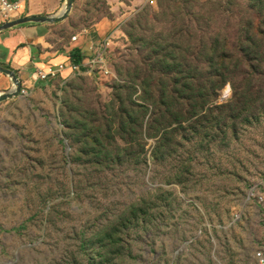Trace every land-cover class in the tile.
Listing matches in <instances>:
<instances>
[{
    "label": "rangeland",
    "instance_id": "rangeland-1",
    "mask_svg": "<svg viewBox=\"0 0 264 264\" xmlns=\"http://www.w3.org/2000/svg\"><path fill=\"white\" fill-rule=\"evenodd\" d=\"M107 2V64L0 102V264H258L264 0Z\"/></svg>",
    "mask_w": 264,
    "mask_h": 264
},
{
    "label": "crops",
    "instance_id": "crops-1",
    "mask_svg": "<svg viewBox=\"0 0 264 264\" xmlns=\"http://www.w3.org/2000/svg\"><path fill=\"white\" fill-rule=\"evenodd\" d=\"M9 1L17 3L18 11L7 20L0 16V25L17 17L56 15L62 11L64 3V0ZM82 3L83 0H73L68 17L59 23L29 24L0 32V67L13 71L22 89L30 90L41 82L37 80V72L54 70L59 65L63 70L57 78L74 73L70 70L71 65H76L79 72L87 70V63L92 58L100 57L101 63L107 64L104 59L112 56L117 41L122 42L123 11L107 2L113 19L88 21L81 9ZM74 50L81 57L80 63H74L71 58ZM6 82L1 75L0 86L6 89Z\"/></svg>",
    "mask_w": 264,
    "mask_h": 264
},
{
    "label": "built area",
    "instance_id": "built-area-1",
    "mask_svg": "<svg viewBox=\"0 0 264 264\" xmlns=\"http://www.w3.org/2000/svg\"><path fill=\"white\" fill-rule=\"evenodd\" d=\"M18 11V5L16 2H11L9 0H0V16L4 19H9L11 15ZM74 40V38H73ZM102 59L100 57L92 58L88 63V68H92L95 65H102ZM79 68L76 65H71L70 70L74 73H79ZM63 70V66L59 65L54 70H49L47 72L39 71L37 72V80L39 81H52L57 78V75ZM20 95H26V90L21 88ZM247 200L250 202H255L259 207L261 215L264 220V180L261 183L256 184L251 187L247 193ZM256 258L258 264H264V255L261 251L256 252Z\"/></svg>",
    "mask_w": 264,
    "mask_h": 264
},
{
    "label": "water",
    "instance_id": "water-1",
    "mask_svg": "<svg viewBox=\"0 0 264 264\" xmlns=\"http://www.w3.org/2000/svg\"><path fill=\"white\" fill-rule=\"evenodd\" d=\"M73 5V0H64L63 8L64 11L59 12L53 16H26V17H17L15 19L6 21L0 25V32L12 28H17L23 25L29 24H54L60 21H63L69 14ZM0 74L7 76L12 83V91L7 93H0V102L15 98L20 95L21 84L15 75V73L7 68L0 67Z\"/></svg>",
    "mask_w": 264,
    "mask_h": 264
},
{
    "label": "trees",
    "instance_id": "trees-1",
    "mask_svg": "<svg viewBox=\"0 0 264 264\" xmlns=\"http://www.w3.org/2000/svg\"><path fill=\"white\" fill-rule=\"evenodd\" d=\"M224 59H232V56L228 55V56H223ZM71 58L73 60L74 63H80L81 62V57L78 56V51L74 50L71 54Z\"/></svg>",
    "mask_w": 264,
    "mask_h": 264
},
{
    "label": "bare ground",
    "instance_id": "bare-ground-1",
    "mask_svg": "<svg viewBox=\"0 0 264 264\" xmlns=\"http://www.w3.org/2000/svg\"><path fill=\"white\" fill-rule=\"evenodd\" d=\"M64 11V8L62 7V11H61V13Z\"/></svg>",
    "mask_w": 264,
    "mask_h": 264
}]
</instances>
